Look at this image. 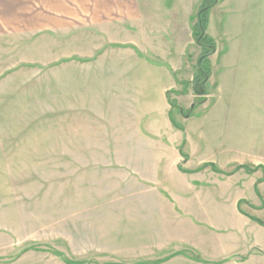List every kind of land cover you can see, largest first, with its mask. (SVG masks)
I'll return each mask as SVG.
<instances>
[{
  "label": "rangeland",
  "instance_id": "374dc122",
  "mask_svg": "<svg viewBox=\"0 0 264 264\" xmlns=\"http://www.w3.org/2000/svg\"><path fill=\"white\" fill-rule=\"evenodd\" d=\"M203 1L73 0L74 11L13 13L10 33L12 21L0 17V264H136L172 252L173 206L160 200L158 190L167 195L160 185H143L144 173L135 171L144 151L73 147V129L79 135L86 115L78 105L87 101L72 69L87 67L85 59L121 37L119 21L135 7L153 32V51L171 34L170 59L177 80L186 81L169 93L176 131L146 159L152 164L161 153L162 174L170 176L172 151H200L181 162L214 163L202 168L215 175L204 194L223 191L243 198L244 208L264 203V185L237 182L258 161L264 175V0H218L210 11L206 35L216 49L207 94L199 96L193 80L204 49L194 29ZM45 18L47 30H35ZM255 209L264 219V209Z\"/></svg>",
  "mask_w": 264,
  "mask_h": 264
},
{
  "label": "crops",
  "instance_id": "0c3cea01",
  "mask_svg": "<svg viewBox=\"0 0 264 264\" xmlns=\"http://www.w3.org/2000/svg\"><path fill=\"white\" fill-rule=\"evenodd\" d=\"M71 4L73 6V0H0V17L12 21L14 26L6 27L10 33V29L16 25L13 13L74 11ZM135 8L136 13L133 8L127 9L130 14L126 15L124 21H119L121 37L109 46L105 44L94 56L85 59L87 67L72 69L73 76L82 77L75 83L82 86L80 93L83 100L87 101V104L78 105V108L85 109L82 112L86 115L82 119L79 135L73 129V147L78 151H144L143 164L137 165L135 171L144 173L139 177L143 185H160L162 191L167 193L163 195L158 190L160 200L173 206L167 217L170 220L169 242L173 244L172 252L162 261L136 264H264V219L260 211L255 209H264L263 202L260 206L253 204V207L248 205L244 208L240 206L243 198H232L223 191L204 194L202 191L210 187L207 178L212 179L214 173L209 168H202L213 162H181L185 154L200 151H172L173 162L177 164L170 176L162 174L161 153L152 157V164L146 159L155 154V144L162 150L167 148L169 134L173 132V135L176 131L171 119L174 107L169 93L173 89L177 90V86L182 83L186 85V81L177 80L179 70L175 61L170 59L175 49L171 34L167 39L162 37L164 48L153 51V32L142 27L144 21L141 10ZM32 29V24H29V29L24 32L31 33ZM34 29L46 31L47 19H43V24L36 23ZM173 35L172 40L175 39ZM72 59L74 62L80 58ZM225 64L227 68L233 66L228 57ZM216 67V73L221 75L218 62ZM223 82L227 87L226 80ZM221 90H224L223 86ZM186 140L187 137L184 142ZM258 163L252 165V168L258 167L252 175L239 176L237 182L248 181L259 187L264 185V175ZM262 167L264 170V165ZM149 171L155 174L150 177L147 174ZM243 172L244 169L230 178ZM209 173L211 175L206 177ZM220 178L223 182L218 181L223 185L226 177L221 175ZM240 209L244 212H240Z\"/></svg>",
  "mask_w": 264,
  "mask_h": 264
},
{
  "label": "trees",
  "instance_id": "16d2710c",
  "mask_svg": "<svg viewBox=\"0 0 264 264\" xmlns=\"http://www.w3.org/2000/svg\"><path fill=\"white\" fill-rule=\"evenodd\" d=\"M217 2L218 0L203 1L197 14L198 23L194 29L195 39L198 44L204 49V53L200 57L198 71L193 80L194 84L197 85V87L201 88L199 89V91H197V95L199 96H205L207 94L208 80L211 77V69L210 65L208 64V56L215 51L216 46L214 40L210 36L206 35V30L208 28V18L210 11L213 9V7H215ZM205 62H207V65H205Z\"/></svg>",
  "mask_w": 264,
  "mask_h": 264
}]
</instances>
